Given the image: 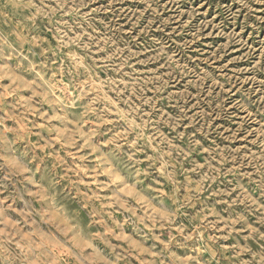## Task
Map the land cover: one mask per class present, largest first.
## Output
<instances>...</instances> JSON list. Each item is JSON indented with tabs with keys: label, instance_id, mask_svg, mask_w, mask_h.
<instances>
[{
	"label": "clouds",
	"instance_id": "obj_1",
	"mask_svg": "<svg viewBox=\"0 0 264 264\" xmlns=\"http://www.w3.org/2000/svg\"><path fill=\"white\" fill-rule=\"evenodd\" d=\"M132 2L0 0V264H264V0Z\"/></svg>",
	"mask_w": 264,
	"mask_h": 264
},
{
	"label": "rangeland",
	"instance_id": "obj_2",
	"mask_svg": "<svg viewBox=\"0 0 264 264\" xmlns=\"http://www.w3.org/2000/svg\"><path fill=\"white\" fill-rule=\"evenodd\" d=\"M192 2V0H182V6L188 7L189 4ZM224 0H210V3L216 5L218 3H223ZM141 5L139 4L138 0L137 2H132L126 5H123V7H129L132 9L138 8ZM211 15V14H210ZM231 25V19L225 18V23L222 25V27L227 28ZM259 31L264 32V26H261ZM119 39V37H117ZM223 42V38L221 39H210L204 41L203 45H197V47H200L202 50L207 49L208 51H211L214 47L221 44ZM249 43L251 44H259L261 46H264V40H260L257 38L256 32H253V36L250 39ZM233 55H239L238 53H234ZM231 59L230 56H225V60ZM239 64H234L233 67H240ZM24 151V146L19 144H13L11 143V137H9V142L0 145V155L4 156H12L13 154L20 155V153ZM35 179L41 180V182H45L47 177H36ZM9 191L13 194L14 199L16 200V204L18 207H24L30 204L29 198L27 193L32 189V182L27 178H20L19 180H16L13 182V184L9 185ZM23 202V203H21ZM179 251L178 249H174Z\"/></svg>",
	"mask_w": 264,
	"mask_h": 264
}]
</instances>
